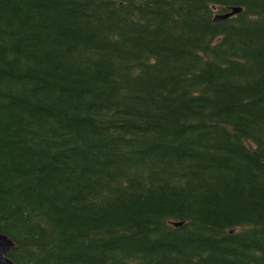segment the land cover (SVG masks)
<instances>
[{
	"label": "trees",
	"instance_id": "1",
	"mask_svg": "<svg viewBox=\"0 0 264 264\" xmlns=\"http://www.w3.org/2000/svg\"><path fill=\"white\" fill-rule=\"evenodd\" d=\"M0 234L12 264H264V0L0 1Z\"/></svg>",
	"mask_w": 264,
	"mask_h": 264
},
{
	"label": "water",
	"instance_id": "2",
	"mask_svg": "<svg viewBox=\"0 0 264 264\" xmlns=\"http://www.w3.org/2000/svg\"><path fill=\"white\" fill-rule=\"evenodd\" d=\"M2 1V0H0ZM239 8H230V11L223 14H216L213 17V22H217L223 19H226L233 15L234 13L239 12ZM174 226H178L179 223H174ZM12 247V242L4 235L0 234V264H12L10 260L7 258V254Z\"/></svg>",
	"mask_w": 264,
	"mask_h": 264
}]
</instances>
